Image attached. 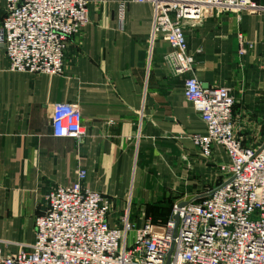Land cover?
Masks as SVG:
<instances>
[{
	"label": "crops",
	"instance_id": "crops-1",
	"mask_svg": "<svg viewBox=\"0 0 264 264\" xmlns=\"http://www.w3.org/2000/svg\"><path fill=\"white\" fill-rule=\"evenodd\" d=\"M121 2L127 3L122 17ZM5 8L0 0V22ZM88 9L87 26L69 43L63 76L11 72L0 52L4 255L35 242L49 190L72 185L82 169L85 187L110 199L112 226L128 208L136 226L147 217L167 223L175 203L224 180V148L214 145L205 158L194 144L192 137L206 136L207 127L185 97L183 78L165 62L168 42L159 36L151 43L153 6L89 0ZM239 17L228 12L184 22V30L195 77L205 89H232L234 134L244 146L258 147L264 142V14L243 11ZM56 103L79 105L86 131L81 144L53 136Z\"/></svg>",
	"mask_w": 264,
	"mask_h": 264
},
{
	"label": "built area",
	"instance_id": "built-area-1",
	"mask_svg": "<svg viewBox=\"0 0 264 264\" xmlns=\"http://www.w3.org/2000/svg\"><path fill=\"white\" fill-rule=\"evenodd\" d=\"M5 1L0 52L9 71L63 76L69 43L89 22V0ZM130 1L153 6L151 43L159 36L168 42L165 62L183 78L185 97L207 127L206 136L192 137L194 144L205 158L214 145L224 148L229 158L220 167L224 180L184 207L175 203L163 227L151 220L136 226L130 208L112 226L110 199L85 187L82 169L72 185L49 190L47 211L36 218L35 242L11 255L0 248V264H264V142L247 147L235 136L232 89L203 88L193 73L195 59L184 30V22L218 14H264V5L260 0ZM126 4L120 3L121 17ZM239 37L244 54L245 38ZM51 126L56 138L81 144L86 137L78 104L56 103Z\"/></svg>",
	"mask_w": 264,
	"mask_h": 264
},
{
	"label": "rangeland",
	"instance_id": "rangeland-1",
	"mask_svg": "<svg viewBox=\"0 0 264 264\" xmlns=\"http://www.w3.org/2000/svg\"><path fill=\"white\" fill-rule=\"evenodd\" d=\"M140 213H142V212H140ZM166 213V212H165ZM146 220H151L153 223H154V225H156L157 227H163V226H165V222H154L151 218H149V217H147L146 219H145V221ZM133 238H134V233H131L130 234V236H129V241H130V244H132V242H133Z\"/></svg>",
	"mask_w": 264,
	"mask_h": 264
},
{
	"label": "water",
	"instance_id": "water-1",
	"mask_svg": "<svg viewBox=\"0 0 264 264\" xmlns=\"http://www.w3.org/2000/svg\"><path fill=\"white\" fill-rule=\"evenodd\" d=\"M187 204V202H182V203H180V207H184L185 205ZM174 219L176 220V222H179V216L178 215H176L175 217H174Z\"/></svg>",
	"mask_w": 264,
	"mask_h": 264
}]
</instances>
